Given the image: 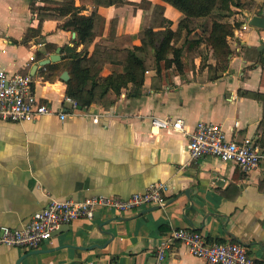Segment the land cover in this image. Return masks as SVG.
I'll return each instance as SVG.
<instances>
[{
  "label": "crops",
  "instance_id": "crops-1",
  "mask_svg": "<svg viewBox=\"0 0 264 264\" xmlns=\"http://www.w3.org/2000/svg\"><path fill=\"white\" fill-rule=\"evenodd\" d=\"M239 1L243 8L231 6L235 12L223 22L240 24L227 38L231 56L225 65L217 67L203 43L188 56L187 72L174 75L170 69L163 82L150 57L139 95H129L128 86L101 96L100 79L124 73L127 51L141 45L145 29L177 30L182 15L176 9L159 0L84 7L79 0H0L1 70L31 74L35 95L68 113L70 74L64 64L71 54H81L82 66L99 85L94 102L64 121L44 116L21 124L0 122V231L23 228L52 199L126 200L152 184L168 188L159 206L125 214L100 210L93 221H74L36 249L43 253L20 264H207L184 245L167 241L172 231L184 228L208 242L240 244L255 262L264 263L263 170L242 173L212 156L190 160L186 135L150 132L152 118H171L182 120L189 132L199 123L212 124L229 140L251 138L264 146V29L248 24L264 14V0ZM76 8L94 17L92 37L83 44L64 27ZM181 35L178 48L193 37ZM53 56L59 60L44 65ZM64 72L67 82L60 79ZM91 87L89 81L85 91ZM36 250L0 245V264H17ZM160 250L164 258L158 262Z\"/></svg>",
  "mask_w": 264,
  "mask_h": 264
},
{
  "label": "built area",
  "instance_id": "built-area-1",
  "mask_svg": "<svg viewBox=\"0 0 264 264\" xmlns=\"http://www.w3.org/2000/svg\"><path fill=\"white\" fill-rule=\"evenodd\" d=\"M35 60L34 56L30 61ZM34 78L31 74H8L0 69V122L21 124L37 121L44 116H56L64 121L75 115L78 103L65 97L71 112L53 110L42 102L34 92ZM94 123L98 122L93 118ZM162 130L187 136L186 153L190 160L204 156L215 157L222 163H233L242 173L261 169L264 172V146L251 138L240 142L229 140L219 126L199 123L192 132L185 130L182 120L152 118L150 132L159 134ZM168 188L165 184H152L144 193L133 194L126 200L116 197L94 196L83 201H58L52 199L46 208L36 212L21 229L2 228L0 245L22 250H36L51 240L61 226H69L76 220H95L100 210H112L120 214L130 213L147 206H159L164 202ZM172 244L184 245L191 255L207 264H255L246 249L237 243L208 242L200 233L188 228L177 229L167 238ZM166 249V247L164 246ZM164 250L158 252V262L164 258Z\"/></svg>",
  "mask_w": 264,
  "mask_h": 264
},
{
  "label": "trees",
  "instance_id": "trees-1",
  "mask_svg": "<svg viewBox=\"0 0 264 264\" xmlns=\"http://www.w3.org/2000/svg\"><path fill=\"white\" fill-rule=\"evenodd\" d=\"M176 9L183 18L179 21L176 31L169 28L160 31L145 29L142 32L141 45L133 47L127 51L124 61V73L112 74L106 78L100 79V86L94 82L93 77L87 68L82 66L81 54H71L70 61L64 64L70 74V80L67 82V96L73 98L81 108L90 106L95 100L94 89L99 86L101 96L108 91L119 94L120 90L130 86V94L137 96L144 83V75L147 70V62L152 57L155 64L156 74L162 78H170L169 70L172 69L174 75H180L189 70L188 56L197 51L204 43L208 46L217 61V67L223 66L231 56V50L227 43V38L233 36V31L240 27L239 23L233 25L214 21L210 33L205 38L200 27H192V21L210 16L217 9L219 17L223 19L230 18L233 14L221 12L217 5L220 2L230 1L233 7L242 9L244 5L239 0H159ZM81 7L93 3L114 4V0H79ZM234 3V4H233ZM73 7V3L70 4ZM69 8V7H67ZM83 8H76V13L67 21L66 27H71L77 35V41L81 44L88 42L92 37L94 25L93 16L80 15ZM187 36L194 38L185 40L183 45L178 48L177 43L181 39L182 32ZM71 50V49H69ZM51 67H48L49 71ZM264 80V69L262 74ZM91 81V89L85 91V86ZM255 264H264L255 262Z\"/></svg>",
  "mask_w": 264,
  "mask_h": 264
},
{
  "label": "rangeland",
  "instance_id": "rangeland-1",
  "mask_svg": "<svg viewBox=\"0 0 264 264\" xmlns=\"http://www.w3.org/2000/svg\"><path fill=\"white\" fill-rule=\"evenodd\" d=\"M231 6H232V3L230 1H228L226 3H222L219 1L217 8H220L221 12L234 14L235 11L233 9H231ZM181 18H183V16ZM214 21L230 22L229 18H227V19L220 18L219 17V11L216 9L215 12L213 14H211L210 16L192 21L193 22L192 27L195 28V27L199 26L201 28L200 32H203V37L205 36V38H206L208 36V34L210 33V29H211L212 23ZM233 22H235V21H233ZM192 38H194V36ZM203 48L208 50V46H206V45Z\"/></svg>",
  "mask_w": 264,
  "mask_h": 264
},
{
  "label": "water",
  "instance_id": "water-1",
  "mask_svg": "<svg viewBox=\"0 0 264 264\" xmlns=\"http://www.w3.org/2000/svg\"><path fill=\"white\" fill-rule=\"evenodd\" d=\"M248 24L252 27H255V28H259V29H264V14H262L261 16H252L249 21H248ZM59 53V50L57 51ZM57 53V54H58ZM59 60V57L58 56H53L52 58H50V60H47L44 62V65H47L49 64L50 62H55ZM60 79L64 82H67L69 80V75L67 72H64L61 76H60ZM99 217L98 214L95 215V219H97ZM68 230V226L64 225V226H61L56 232L53 233L52 237L53 236H56L60 233H63V232H66ZM39 253H43L42 251H32L24 256H21L18 261H17V264H20V262L26 257V256H29V255H33V254H39Z\"/></svg>",
  "mask_w": 264,
  "mask_h": 264
}]
</instances>
